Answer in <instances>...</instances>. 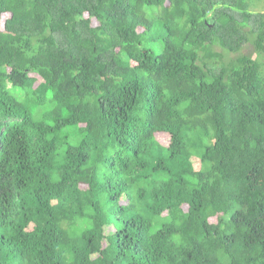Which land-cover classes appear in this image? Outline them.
<instances>
[{"label": "trees", "instance_id": "1", "mask_svg": "<svg viewBox=\"0 0 264 264\" xmlns=\"http://www.w3.org/2000/svg\"><path fill=\"white\" fill-rule=\"evenodd\" d=\"M264 0H0V264H264Z\"/></svg>", "mask_w": 264, "mask_h": 264}, {"label": "rangeland", "instance_id": "2", "mask_svg": "<svg viewBox=\"0 0 264 264\" xmlns=\"http://www.w3.org/2000/svg\"><path fill=\"white\" fill-rule=\"evenodd\" d=\"M256 11H259V12H260V11H261V12H264V8H262V7H261V8H258V9H256Z\"/></svg>", "mask_w": 264, "mask_h": 264}]
</instances>
